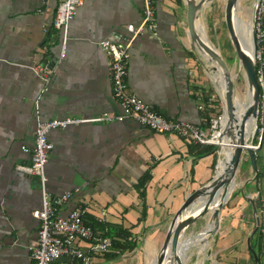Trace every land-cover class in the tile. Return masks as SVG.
Returning <instances> with one entry per match:
<instances>
[{
    "label": "crops",
    "instance_id": "1",
    "mask_svg": "<svg viewBox=\"0 0 264 264\" xmlns=\"http://www.w3.org/2000/svg\"><path fill=\"white\" fill-rule=\"evenodd\" d=\"M60 1L0 0V264H32L30 246L38 239L40 222L32 211L41 206L40 184L35 175L17 168L30 160L35 101L42 118L121 109L99 40L116 38L128 22H139L142 0H84L69 23L63 56L62 34L52 24ZM219 1L206 2L214 8ZM154 5L158 35L146 32L134 40L128 88L167 118L199 123L204 110L198 108V89L205 84L187 33L186 0H154ZM35 64L43 72L51 70L47 80L32 68ZM48 138L53 147L45 166L47 189L51 196L72 191L59 212L86 204L87 214L98 220L106 208L98 221L130 230L137 241L117 256L95 254L92 264H144L145 253L156 256L175 210L213 176L220 155L218 148L194 161V142L132 118L74 123L50 130ZM147 170L150 178L138 187ZM238 241L222 250L227 256L234 251L226 261L254 264Z\"/></svg>",
    "mask_w": 264,
    "mask_h": 264
},
{
    "label": "built area",
    "instance_id": "2",
    "mask_svg": "<svg viewBox=\"0 0 264 264\" xmlns=\"http://www.w3.org/2000/svg\"><path fill=\"white\" fill-rule=\"evenodd\" d=\"M83 3L84 0H61L56 7L52 24L62 34L61 56L64 55L68 39L69 23L78 7ZM263 15L264 0H258L256 32H259L260 35H263L260 27ZM146 32L158 35L154 0H142V16L139 22H128L125 31L118 34L116 38L99 40V45L109 57L112 91L119 99L120 111L114 113L103 110L88 116L65 115L42 118L39 114V101L38 99L35 101L34 145L30 153V160L27 164L17 165L21 171L35 175L40 184L41 206L32 211V215L40 222L37 243L30 246L32 264H92L93 256L110 250L112 244L110 236L95 232L92 226L84 221V215L89 210L86 204H79L63 214L59 212L60 205L71 198L72 191L66 190L61 194L51 196L47 189L48 176L45 166L49 152L53 147V143L48 138L50 130L64 128L74 123H108L132 118L157 132L178 135L196 144L219 145L218 139L223 131L221 119L225 112L223 101L219 104H211L213 108L220 110L216 116L211 115L209 121L203 118L199 123H193L186 119L167 118L161 115L138 94L129 90L126 74L130 48L134 40ZM259 37L260 40L261 36ZM256 57L261 60L262 66L264 62L259 51L256 53ZM32 68L36 72L42 73L46 80L49 78L50 69L43 72V66L39 64H35ZM260 70L261 68L258 71ZM205 106V102L200 98L198 108L204 110ZM260 107H264L263 101L260 103ZM22 148L28 150L24 145ZM106 213L107 209L101 208L100 214L97 216L98 220H103ZM80 240L86 242L87 245H80ZM64 257L65 259L62 261Z\"/></svg>",
    "mask_w": 264,
    "mask_h": 264
},
{
    "label": "water",
    "instance_id": "3",
    "mask_svg": "<svg viewBox=\"0 0 264 264\" xmlns=\"http://www.w3.org/2000/svg\"><path fill=\"white\" fill-rule=\"evenodd\" d=\"M207 0H186V23L187 33L190 40L195 46L201 47L210 56L209 59L216 63L213 69L220 68L224 78V107L227 113L228 121L235 127V131L230 133V153L228 158L225 159L223 152L222 156L219 155L215 163L216 168L213 176L204 184L196 187L190 191L178 208L172 215L165 236L163 238L160 248L157 250L156 256L153 260L154 264H185L184 240L187 237L204 239L202 236L209 228L210 238L218 229L220 225V208L226 199L216 200L218 190L224 188L225 190L236 179V173L239 168L240 162L244 153H247L253 170H256L254 149L259 146H253L250 138L246 137V123L250 117L257 118L261 102L260 82L255 74L256 63V13L258 0H254L252 4V18L251 29L254 48L249 53L240 41L237 31V9L239 8L240 0H225L224 5V21L227 28L228 36L234 47L236 56L238 58L239 66L243 69V76L246 82V92L250 93V102L248 103L245 111L243 112L240 121H236V102L234 92V75L230 70L224 57L218 49L206 41L201 33V29L197 24V12L201 6L206 4ZM253 134V133H252ZM261 138V137H260ZM250 143V144H249ZM221 159H225V165L218 171V164ZM253 204V199H250ZM253 211L256 213L255 207ZM206 213H211L210 222H206L195 233L188 235L186 230L190 225L196 222L197 219L204 216ZM258 216L255 217V223L248 233L247 246L253 253L254 260L257 256L251 247L250 239L253 232L258 225ZM197 239V238H196ZM209 251V250H208ZM191 264H196L192 262Z\"/></svg>",
    "mask_w": 264,
    "mask_h": 264
},
{
    "label": "rangeland",
    "instance_id": "4",
    "mask_svg": "<svg viewBox=\"0 0 264 264\" xmlns=\"http://www.w3.org/2000/svg\"><path fill=\"white\" fill-rule=\"evenodd\" d=\"M224 1L225 0H220L218 6H215L214 8L212 3L211 5H209L207 4V2L205 4V9H202L204 8V5L201 6L200 9L202 10L199 11L197 24L198 26H202L204 34L206 35L208 41L218 49V51L226 60L231 72L234 75L235 95L237 96V99L240 101V103H245L249 99V93L246 92V82L243 76V69L241 68V66H239L238 58L228 36L227 28L225 25L224 13L222 11ZM253 2L254 0H240L239 8L237 9V14L240 18L251 20ZM201 32L203 33L202 29ZM259 36H261L262 38V35H260L259 32H256L255 46L256 53L259 51L261 54L262 45L260 44L261 39L259 40ZM191 46L195 52V56L202 63L199 66V74L201 75L202 83L205 84L204 88L207 89V92H212L214 98H219L221 103L223 101V96L221 94L220 87L218 86L216 80H214L213 78V68L211 61H208L206 59V57L198 50L197 46H195L192 41ZM249 46L252 52L254 48V42H252V44H250ZM256 60H258L257 57ZM259 82L263 85L262 75H260ZM262 109L263 108L260 107L254 132L251 135V143L255 146L258 144H254L252 139L256 135V131L259 129V133H262L264 129L263 126L258 127V119L259 121L263 120ZM217 113L218 109H214V116H216ZM223 125L225 128L226 119ZM260 137H262L261 134L259 135V139H261ZM218 148L220 149L219 145ZM247 159V153H244L236 173V183L233 192L228 200L224 202L222 207L220 208V225L217 231L208 239V243L204 248L200 249L199 244L192 245L188 248L185 264H191L192 262H195L196 264H230L226 260L229 259L228 257H230L234 253V251H232V253L227 256L229 253L225 251L222 252V250L226 247L235 245V242L238 239L241 248L243 250L247 249L248 246L246 244V240L248 233L251 231L256 221L255 217H259L257 222L258 224H261V220L264 218V201L262 209L258 208L256 213H254L253 209H250V207L248 206V202L250 201V199L254 200L258 198V190L255 188L256 183H254L253 178L255 170L252 169L251 163H249ZM262 164L264 165V157ZM247 182H249V185L245 187ZM209 217L210 213H206L204 216L197 219L196 222L192 223L186 230V234L191 235L195 233L209 220ZM261 229L264 230V225H262ZM191 238L192 237L190 236L187 237L184 243ZM154 258V252L145 253L144 264H154ZM262 264H264V256L262 257Z\"/></svg>",
    "mask_w": 264,
    "mask_h": 264
},
{
    "label": "trees",
    "instance_id": "5",
    "mask_svg": "<svg viewBox=\"0 0 264 264\" xmlns=\"http://www.w3.org/2000/svg\"><path fill=\"white\" fill-rule=\"evenodd\" d=\"M261 30L263 31V35L260 41V44L262 45V51H261V56H262V60L264 62V15L262 16V21L260 24ZM261 68V72L258 71ZM262 73L263 76V85L260 84V90H261V100H264V63L261 66V60H256L255 63V74L256 77L259 81V76ZM204 87L199 88V98H201L206 106L204 108V117L206 118L207 121H209V117L211 115H214V109L212 105L213 104H219L220 100L219 98H214L212 92L210 91H206L205 92ZM212 104V105H211ZM220 112V110H218V113ZM262 117L263 120L259 121L258 119V127L263 126L264 127V107H263V113H262ZM259 130V129H258ZM256 131V135L253 137L252 141L254 144H259V146L257 148L254 149V156H255V163H256V170L254 173V183L255 184V188L258 190V195H257V199L253 200V204L249 201L248 202V206L250 207V209H253V206L255 207V210L257 211L258 208L262 209L263 206V201H264V165L263 163V157H264V129L262 131V133H259V131ZM261 134V139H259V135ZM193 147H196L197 152L195 153V157H194V161L197 157L204 155L206 153H214L217 151L218 146L216 144H196L193 145ZM248 157V155H247ZM247 161L249 163L250 159L248 157ZM241 163V162H240ZM150 178V170H147V172H145V174L138 180V184L140 186L138 187H144L142 185H144V183L147 181V179ZM249 185V182L246 183V186ZM140 194L144 195V190H140ZM146 215V210H145V204L143 206V210H142V215H141V219H143ZM264 218L261 220V224L264 225ZM84 221L91 225L92 228L95 230V232H99L100 234L103 235H108L111 237L112 240V244H111V248L115 250L113 251H106L104 253H109L110 256H117L118 254H120L121 252L125 251V250H130L133 249L136 244L137 241L135 238H132V234L130 232V230H127L126 228L122 227V226H109V225H105L104 223L96 220L95 218L89 216V214L85 213L84 215ZM260 223L257 225L256 230L253 232L251 239H250V243H251V247L253 248V250L256 253L257 256V260H254V256L253 253L249 250V248L247 247L248 252L250 253L252 260L254 262V264H262V257L264 256V230L261 229L262 225ZM106 227V228H105Z\"/></svg>",
    "mask_w": 264,
    "mask_h": 264
},
{
    "label": "bare ground",
    "instance_id": "6",
    "mask_svg": "<svg viewBox=\"0 0 264 264\" xmlns=\"http://www.w3.org/2000/svg\"><path fill=\"white\" fill-rule=\"evenodd\" d=\"M237 17H238V20H237L236 26H237L238 35L240 37V41H241L242 45L244 46V48L249 53H251V49H250V46H249L253 42L252 32H251L252 31V29H251L252 28L251 27V20H245L243 18H240L238 16V14H237ZM198 27L200 29H202V31H203V33L201 32L203 38L205 37L204 39L206 41H208L206 35L204 34V30H203L202 26L200 25ZM197 48L206 57V59L208 61H211L212 68H213V66H216V63L213 60L209 59L210 56L206 53V51H204L198 45H197ZM212 74H213L214 80H216L218 86L220 87L222 96H224L223 92H224L225 84H224V78H223V74H222L221 69L219 67L216 68V69H213ZM223 102H224V99H223ZM235 102H236V121H240L243 112L245 111L248 103L250 102V93H249V99L245 103H240V101L237 99L236 95H235ZM225 119H226V126L224 128L223 123L225 122ZM256 120H257V118H255L254 116L250 117L248 119V121L246 123V137L247 138H250V136L254 132V128H255V125H256ZM221 123H222V126H223V131L221 132L220 137L218 139L219 146H220V156H222V154L224 152L225 159H226V158H228L229 153H230V141H229L230 140V133H233L235 131V127H234V125H232V123H230L228 121V117H227L226 111L224 112V114L222 116ZM225 159H221L219 161L218 171H220L223 168V166L225 165ZM235 183H236V181H234L231 185H229L226 190L224 188H221L220 190H218L216 200L226 199L228 196L230 197V195L233 192ZM211 217L212 216H211V213H210V217H209V220L207 222H210ZM202 236L204 237L203 240L200 239L199 237H196L197 239L196 238H191L190 240L185 242L184 243V245H185L184 246L185 247L184 250L187 252V250H188V248L190 246L197 245V244L200 245V247H199L200 249L204 248L207 245V243H208V239L209 238H207V236H209V228L207 229V231ZM186 257H187V254H185V259H186Z\"/></svg>",
    "mask_w": 264,
    "mask_h": 264
}]
</instances>
